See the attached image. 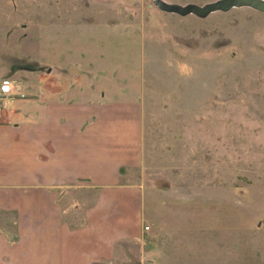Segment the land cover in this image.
Masks as SVG:
<instances>
[{"label": "rangeland", "instance_id": "rangeland-1", "mask_svg": "<svg viewBox=\"0 0 264 264\" xmlns=\"http://www.w3.org/2000/svg\"><path fill=\"white\" fill-rule=\"evenodd\" d=\"M78 63L113 71L114 97L141 122L132 176L148 229L127 243L130 264H264V12L235 6L203 17L154 0H0V81L23 87L21 112L25 101L40 106L48 69H63L64 82L84 77ZM12 219L0 217V229Z\"/></svg>", "mask_w": 264, "mask_h": 264}, {"label": "crops", "instance_id": "crops-1", "mask_svg": "<svg viewBox=\"0 0 264 264\" xmlns=\"http://www.w3.org/2000/svg\"><path fill=\"white\" fill-rule=\"evenodd\" d=\"M79 66L67 82L48 69L40 106L23 113L15 96L0 117V217L13 218L0 264H130L127 243L143 234L137 108L114 97L113 71Z\"/></svg>", "mask_w": 264, "mask_h": 264}, {"label": "water", "instance_id": "water-1", "mask_svg": "<svg viewBox=\"0 0 264 264\" xmlns=\"http://www.w3.org/2000/svg\"><path fill=\"white\" fill-rule=\"evenodd\" d=\"M155 4L163 10L174 11L179 14L193 13L199 16H206L214 10H228L235 6H249L259 11L264 12V0H218L208 3L204 6L195 4H187L185 6L177 4H167L160 0H154Z\"/></svg>", "mask_w": 264, "mask_h": 264}, {"label": "built area", "instance_id": "built-area-1", "mask_svg": "<svg viewBox=\"0 0 264 264\" xmlns=\"http://www.w3.org/2000/svg\"><path fill=\"white\" fill-rule=\"evenodd\" d=\"M24 97L25 93L20 90L19 85H14L10 79H2L0 81V117L6 106V101L12 97ZM144 229H148V226H144Z\"/></svg>", "mask_w": 264, "mask_h": 264}]
</instances>
